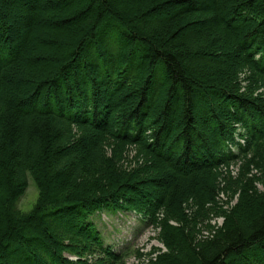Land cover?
Masks as SVG:
<instances>
[{"label": "trees", "instance_id": "trees-1", "mask_svg": "<svg viewBox=\"0 0 264 264\" xmlns=\"http://www.w3.org/2000/svg\"><path fill=\"white\" fill-rule=\"evenodd\" d=\"M103 209L264 264V0H0V264L121 263Z\"/></svg>", "mask_w": 264, "mask_h": 264}, {"label": "rangeland", "instance_id": "rangeland-1", "mask_svg": "<svg viewBox=\"0 0 264 264\" xmlns=\"http://www.w3.org/2000/svg\"><path fill=\"white\" fill-rule=\"evenodd\" d=\"M236 170L237 167H232ZM27 186L23 194L17 199L16 206L21 211H29L37 198V189L33 180L26 174ZM263 190V186L258 184ZM89 219L96 226L105 245L121 254L119 264H153L157 253L165 248L157 237V230L133 211L95 212ZM222 220L214 217L212 224L219 225ZM66 256L72 257L69 254Z\"/></svg>", "mask_w": 264, "mask_h": 264}]
</instances>
